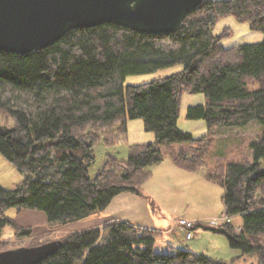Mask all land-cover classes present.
<instances>
[{
    "label": "trees",
    "instance_id": "trees-1",
    "mask_svg": "<svg viewBox=\"0 0 264 264\" xmlns=\"http://www.w3.org/2000/svg\"><path fill=\"white\" fill-rule=\"evenodd\" d=\"M228 14L264 33V0H203L175 32L145 33L102 23L70 29L40 50L0 51V89L10 85L29 91L38 107L32 115L0 95V114L11 123L0 124V153L22 175L14 187L0 186V245L6 226L14 236L31 232L6 214L10 208L39 211L49 224L84 221L123 192L152 203L141 187L149 177L147 167L165 155L186 170L203 167L201 155L171 149L162 153L158 147L208 141L177 127L182 93L202 92L206 102L189 107L187 117L204 119L209 128L243 125L253 118L263 126V134L250 143L251 161L217 164L205 170V178L223 188L226 214L241 217L238 232L230 223L208 230L224 235L230 248L253 255L255 262L248 264H264V39L223 47L210 28ZM173 65L180 69L169 75L121 83L126 75ZM251 81L258 87L250 88ZM135 118H142L155 141L131 145L126 161L106 155L90 178L95 146L126 143L127 121ZM156 236L114 219L102 230L47 236L25 246L61 240L55 252L36 264H226L189 248L155 253Z\"/></svg>",
    "mask_w": 264,
    "mask_h": 264
},
{
    "label": "rangeland",
    "instance_id": "rangeland-1",
    "mask_svg": "<svg viewBox=\"0 0 264 264\" xmlns=\"http://www.w3.org/2000/svg\"><path fill=\"white\" fill-rule=\"evenodd\" d=\"M210 31L213 35L220 36V43L225 48L259 43L264 39L262 31L251 29L248 21H238L231 14L219 18L211 26ZM179 69L180 65H173L150 73L129 74L121 79V83L123 85L140 84L169 75ZM258 84L256 81H251L249 87L255 88L258 87ZM106 88L109 89L110 86ZM0 92V95L10 106L20 108L32 115L37 112L38 107L33 93L14 89L10 85H5L4 88L0 89ZM206 99L202 92H183L177 127L181 131L191 134L194 139L204 138L208 140L207 142L204 141L203 145L197 141L158 145L162 153L171 149L184 151L190 155H201L203 167L193 171L186 170L175 165L171 157L165 155L160 163L147 167L149 177L141 187L143 194L149 197L152 203L143 197L141 199L146 201L149 209L154 206V209L159 211L158 214L167 213L166 218H170L171 230H181L183 241L186 243L177 239L176 247L180 249L193 248L195 251L202 252L212 258L222 259L226 261V264H248L251 261L254 263L255 257L253 255L242 254L239 250L230 248L224 235L208 230L207 227L230 223L234 231L238 232L241 228V217L240 215L226 214L221 200L223 188L205 178V170H213L217 164L227 162L251 161L250 143L263 134V126L256 118H253L243 125H219L209 128L204 119L187 117L186 112L189 107L204 104ZM7 123L11 124L5 116L0 114V124ZM154 141L153 133L145 130L142 118L129 119L127 121L126 143L117 146H105L103 144L95 146V160L88 168L89 177H94L98 172L106 155L111 154L118 160L126 161L131 145H143ZM21 178L22 175L15 166L0 153V186L4 188L14 187ZM6 214L12 217L17 226L28 227L31 232L27 236H14L12 228L6 226L2 233L3 245H0V251L25 246L33 240L44 239L47 236L56 238L69 232L85 230L86 226L94 223L91 220H95L94 218H98L102 213L84 221L67 224H49L43 213L36 210L10 208ZM180 216L195 217L197 220H193L192 228L187 230L178 225L177 220ZM105 224L102 223L87 229L102 230ZM171 241L174 240L169 238V235L166 239L162 236L155 238L152 249L155 253H172L175 250L167 246L171 244Z\"/></svg>",
    "mask_w": 264,
    "mask_h": 264
},
{
    "label": "water",
    "instance_id": "water-1",
    "mask_svg": "<svg viewBox=\"0 0 264 264\" xmlns=\"http://www.w3.org/2000/svg\"><path fill=\"white\" fill-rule=\"evenodd\" d=\"M202 0H0V51L40 50L67 31L114 23L137 32L179 29ZM55 239L0 251V264H36L61 246Z\"/></svg>",
    "mask_w": 264,
    "mask_h": 264
},
{
    "label": "crops",
    "instance_id": "crops-1",
    "mask_svg": "<svg viewBox=\"0 0 264 264\" xmlns=\"http://www.w3.org/2000/svg\"><path fill=\"white\" fill-rule=\"evenodd\" d=\"M158 212L159 211L154 209V206H152V209H149L146 201L141 199L140 196L129 192H123L116 195L101 212L102 214H100L98 218H94L95 220H91L94 223H91L84 229L101 225L102 223H107L116 219L129 222L134 226H138L149 231L156 232L157 236L155 238L162 236L164 239H166L169 235V238L174 240L171 241L170 245L166 244L170 248H178L175 245L177 239H180L182 243H186L183 241L182 232L180 229L171 230L170 218H166L167 213L161 212L158 214ZM189 219L197 220L195 217H190Z\"/></svg>",
    "mask_w": 264,
    "mask_h": 264
},
{
    "label": "built area",
    "instance_id": "built-area-1",
    "mask_svg": "<svg viewBox=\"0 0 264 264\" xmlns=\"http://www.w3.org/2000/svg\"><path fill=\"white\" fill-rule=\"evenodd\" d=\"M223 218H226V217H223ZM177 223H178V225H180L182 227H185L187 230H190L192 228L193 224H194L193 220H190V219H188L186 217H183V216H180L178 218ZM189 234H190V231H189Z\"/></svg>",
    "mask_w": 264,
    "mask_h": 264
},
{
    "label": "bare ground",
    "instance_id": "bare-ground-1",
    "mask_svg": "<svg viewBox=\"0 0 264 264\" xmlns=\"http://www.w3.org/2000/svg\"><path fill=\"white\" fill-rule=\"evenodd\" d=\"M203 1V0H202ZM197 7V6H196ZM14 53V52H13ZM17 54H19V53H17Z\"/></svg>",
    "mask_w": 264,
    "mask_h": 264
}]
</instances>
